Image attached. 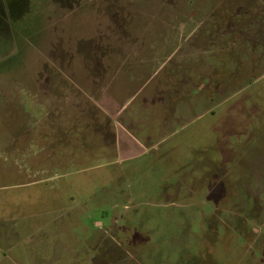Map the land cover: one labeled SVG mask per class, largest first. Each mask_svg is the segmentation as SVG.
<instances>
[{"label": "rangeland", "instance_id": "1", "mask_svg": "<svg viewBox=\"0 0 264 264\" xmlns=\"http://www.w3.org/2000/svg\"><path fill=\"white\" fill-rule=\"evenodd\" d=\"M5 1L0 264H264V0ZM122 54L170 119L125 159L90 89Z\"/></svg>", "mask_w": 264, "mask_h": 264}, {"label": "crops", "instance_id": "2", "mask_svg": "<svg viewBox=\"0 0 264 264\" xmlns=\"http://www.w3.org/2000/svg\"><path fill=\"white\" fill-rule=\"evenodd\" d=\"M5 7L7 8L6 1L0 0V11ZM3 19V17H0V22ZM10 23L12 24V22ZM12 41L13 47L5 52H3L4 50L0 45V63L6 60L10 53H16L14 47H17L18 42L14 41L13 37ZM108 51L107 55L110 53ZM138 56L139 54L136 55V57ZM119 57L121 59L114 66L100 64L90 67V89L92 90V101L96 105V109L103 112L109 121L113 122L116 152L120 159H125L144 151L146 142L154 137L158 128L161 129L166 126L170 119L163 115L162 109L157 106L156 100L153 101L146 97L142 99L137 96L127 97L125 100L121 98L123 91L127 90L130 82L139 76L145 64L142 60L131 64V56L128 54H122ZM24 83L18 82V85ZM48 88H51V82ZM17 108L22 112L23 120L26 121V115L28 114L24 113L19 105L14 104V109ZM19 118H21L20 115ZM24 129L25 127L21 128V131ZM26 129L27 132H30L29 128Z\"/></svg>", "mask_w": 264, "mask_h": 264}]
</instances>
